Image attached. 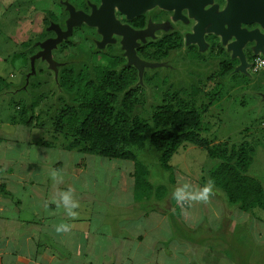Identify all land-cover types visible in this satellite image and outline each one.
Listing matches in <instances>:
<instances>
[{
    "label": "rangeland",
    "instance_id": "obj_1",
    "mask_svg": "<svg viewBox=\"0 0 264 264\" xmlns=\"http://www.w3.org/2000/svg\"><path fill=\"white\" fill-rule=\"evenodd\" d=\"M57 3V0H0V122L5 124L13 121L21 126V120L24 119L27 123L24 122L21 136L26 135L30 140L42 143L55 140L58 146L66 139L63 134H56L59 138L52 137V118L54 109L62 104L59 96L66 99L69 96L56 87L55 78L59 65H64L65 61L73 66L76 64L73 62L80 61L81 65L86 58L92 63L106 65L112 58L109 55L114 52L95 51L93 42L86 36L92 33L94 27L84 26L77 28L67 40L56 44L58 47H52L47 57V46L56 36L49 32L46 35L51 37H40L44 30L52 31L56 27L54 19H50L48 13L49 9L60 11L61 7ZM44 18L48 20L46 25ZM55 33L57 35V30ZM98 36L100 37L99 33ZM115 40L110 48L119 53L118 58L125 64L136 66L135 62H130L122 43H118L121 49L117 51L119 47ZM201 48L194 46L189 49L182 46L171 51L157 66L144 64L142 69L137 68L138 101L133 107V115L147 121L153 132L156 127L152 124L151 117L158 106L172 100L173 96L192 102L202 111L201 136L209 141V146L227 148L231 145H243L253 148L248 173L264 186V68L257 72L247 69V73L243 75L236 69L223 75L218 63L226 59L225 52ZM20 138L23 140V137ZM30 148L25 147L24 150ZM134 152L146 167L148 180L155 187L165 185L167 189L165 196L160 199L151 197L149 203L166 207L175 194V202L179 200V205L187 206L188 201L183 197L184 190L180 184L194 181L205 185L229 205L222 190L206 181L208 170L217 160L209 157L204 147L190 143L179 147L170 159L169 170L160 166L158 152L150 145L149 138L144 147L134 148ZM51 155L56 156L57 150H53ZM117 162L120 165L131 163L124 160ZM170 177L174 182L170 181ZM229 206L230 208H225L226 213L229 218L234 216L231 218L234 219L237 208ZM248 214L250 220L253 218L258 221L254 225L251 224L252 221L246 225L229 222L228 232L231 237L227 240L219 241L214 238L216 230H212L206 237L207 242L201 251L206 254L210 252V262L248 264V258H251L252 263L264 264V243L252 244L251 238H247L257 232L260 240L264 238V212L257 210L255 215ZM190 227L180 220V223L173 224L172 229L181 236H196L199 240L197 235H202L203 228L208 226L202 225L200 229L194 230ZM243 240L247 241L246 244Z\"/></svg>",
    "mask_w": 264,
    "mask_h": 264
},
{
    "label": "crops",
    "instance_id": "obj_2",
    "mask_svg": "<svg viewBox=\"0 0 264 264\" xmlns=\"http://www.w3.org/2000/svg\"><path fill=\"white\" fill-rule=\"evenodd\" d=\"M23 130L0 122V264H213L201 251L212 230L225 241L229 222L258 221L239 209L229 218L230 206L194 181L180 184L187 206L138 200L133 161L46 145ZM180 220L208 227L199 240L181 236L172 229ZM258 233L247 236L252 244L264 243Z\"/></svg>",
    "mask_w": 264,
    "mask_h": 264
},
{
    "label": "trees",
    "instance_id": "obj_3",
    "mask_svg": "<svg viewBox=\"0 0 264 264\" xmlns=\"http://www.w3.org/2000/svg\"><path fill=\"white\" fill-rule=\"evenodd\" d=\"M44 23H48L47 18ZM49 32L44 30L39 37L49 38L51 36L46 35ZM181 45L180 36L166 35L149 43L145 50L135 52L148 60L161 61ZM66 62L59 65L55 78L56 87L69 95V99L59 96L62 104L54 109L52 118V137L63 134L66 139L58 146L85 155L133 161L134 196L149 203L151 197L160 199L165 196L167 189L165 185L155 187L148 180L147 169L138 160L134 148L144 147L149 138L150 145L158 152L160 166L169 170L170 159L179 147L186 143L198 145L207 150L209 157L217 160L208 170L206 181L209 185L221 189L227 203L241 211L253 215L257 210L264 212V186L248 173L254 153L251 146H209V141L201 136L202 111L192 102L175 96L153 112L151 122L156 130L151 132L147 121L133 115V107L138 101L136 66L123 63L116 55L106 65L92 63L87 58L81 65L80 61L73 62L75 66ZM232 68L233 64L228 60L220 63L223 75ZM21 121L25 122L24 119ZM54 141L46 140L43 144L57 146ZM169 179L174 182L172 177ZM176 199L175 194L171 196V202Z\"/></svg>",
    "mask_w": 264,
    "mask_h": 264
},
{
    "label": "flooded vegetation",
    "instance_id": "obj_4",
    "mask_svg": "<svg viewBox=\"0 0 264 264\" xmlns=\"http://www.w3.org/2000/svg\"><path fill=\"white\" fill-rule=\"evenodd\" d=\"M58 5H60L61 8L60 11L56 12L52 9H49L48 17L50 19L54 20H60L61 22L59 24H56L55 28H52L51 32L54 36L56 35V30L59 29L61 31L67 30V23L69 20L77 21L78 18L80 19L79 24L72 26V33L77 28L82 27H94V30L92 33H89L90 35H86L88 39H90L93 42L94 50L95 51H102V50H108L112 53V58L117 56L116 50H112L110 47L113 45V41L117 38L116 46L119 47L117 51H120L121 46L118 45V43H122V35L116 34L114 31H110L107 37L105 36L106 27H101L99 24H92L86 21L87 17H91L94 20H98V18L105 16L104 13L98 12L103 5L104 0H57ZM198 2L203 4V10L204 14L208 17H212L217 15L218 13L224 11L226 5L229 3V0H172L174 4L179 5L180 3L185 2ZM211 1V2H210ZM171 2V0H169ZM210 2V4H206ZM211 4L217 5L215 8V11H208ZM132 5H129L131 7ZM112 16L116 21H118L121 25L128 26L130 29L134 31H145L147 34L145 35L144 39L137 38L135 39V51L139 50H145V47L151 43L156 42L160 40L163 36L171 35V36H180L182 39V46L188 47L189 49L193 48L194 46H198L196 42H186L184 39L187 35H190L195 28V25L197 23V18L199 19L198 12L196 8H190V5L183 6L179 8V10L176 12L175 9H167L164 7H161L159 5H154L150 8H147L142 13L134 15L132 17H128L125 13L121 12L116 5H113L111 10ZM241 27L247 28V29H254L259 28L257 24H241ZM98 33L100 34V37L98 36ZM95 34V35H93ZM104 34V35H103ZM97 36V37H96ZM106 37V41L103 42V40ZM114 39V40H112ZM203 39H204V45L205 47L211 49H217L218 52L224 53L227 55L226 59L223 61H230L233 64V70H238V73L240 74H246L247 69H249V62L251 59V56L254 54L252 45L246 44L243 46V59L245 61V70H241L240 67V59L239 57H231V51H227V45L222 42L221 37L217 35L215 32L210 31V27H204L203 28ZM115 46V45H114ZM101 49H96V48ZM55 49V48H54ZM137 52V51H136ZM228 52V53H227ZM123 53V51H122ZM119 54V53H118ZM229 54V55H228ZM137 56L145 61L146 63L156 64L159 63V61H153L148 60L147 57L141 56L140 54H137ZM222 61H220L221 63ZM220 63L219 66H220ZM132 65V64H130ZM153 66H151L152 68Z\"/></svg>",
    "mask_w": 264,
    "mask_h": 264
},
{
    "label": "water",
    "instance_id": "obj_5",
    "mask_svg": "<svg viewBox=\"0 0 264 264\" xmlns=\"http://www.w3.org/2000/svg\"><path fill=\"white\" fill-rule=\"evenodd\" d=\"M211 2V1H210ZM210 2L205 3L210 4ZM159 5L167 9H175L176 12L181 7L190 5V8H196L198 12L197 23L194 31L187 35L186 42H196L198 46L205 47L203 39V28L210 27V31L215 32L221 37L223 43L227 45V51H231V57H239L240 69L245 70V61L243 59L242 48L246 44L252 45L253 55H264V0H229L224 11L218 13L215 16L208 17L203 10V4L198 2H185L179 5L174 4L171 0H104L98 12H103L105 16L94 20L91 17H87L86 21L92 24H99L101 27H106L105 36L109 32L114 31L116 34L122 35L123 47L126 50V54L130 62H135L137 68L142 69V65H154L141 60L135 52V39L143 38L147 33L145 31H134L128 26L121 25L112 16L111 10L113 5H116L118 9L125 13L128 17L142 13L147 8L154 5ZM129 5H132L129 7ZM217 5L211 4L208 11H215ZM80 19L77 21L69 20L67 23V30L61 31L57 29V37L49 43L47 46L48 52L64 37H67L72 32V26L79 24ZM241 24H257L259 28L247 29L241 27ZM104 35V34H103ZM105 37L104 42L107 40ZM201 48V49H202ZM249 67V66H248Z\"/></svg>",
    "mask_w": 264,
    "mask_h": 264
},
{
    "label": "built area",
    "instance_id": "obj_6",
    "mask_svg": "<svg viewBox=\"0 0 264 264\" xmlns=\"http://www.w3.org/2000/svg\"><path fill=\"white\" fill-rule=\"evenodd\" d=\"M264 68V55H252L249 62V69L253 72H257Z\"/></svg>",
    "mask_w": 264,
    "mask_h": 264
}]
</instances>
